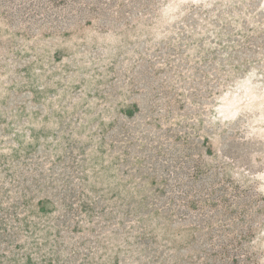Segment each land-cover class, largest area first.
Here are the masks:
<instances>
[{
  "label": "rangeland",
  "instance_id": "1",
  "mask_svg": "<svg viewBox=\"0 0 264 264\" xmlns=\"http://www.w3.org/2000/svg\"><path fill=\"white\" fill-rule=\"evenodd\" d=\"M0 264H264V0H0Z\"/></svg>",
  "mask_w": 264,
  "mask_h": 264
}]
</instances>
